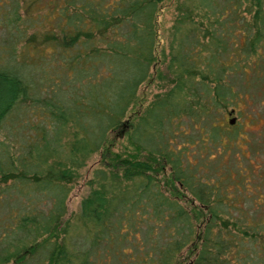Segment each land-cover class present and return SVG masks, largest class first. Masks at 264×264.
Segmentation results:
<instances>
[{"label":"trees","instance_id":"1","mask_svg":"<svg viewBox=\"0 0 264 264\" xmlns=\"http://www.w3.org/2000/svg\"><path fill=\"white\" fill-rule=\"evenodd\" d=\"M161 2L0 0V264H264L260 146L225 121L263 102L264 0H175L159 60Z\"/></svg>","mask_w":264,"mask_h":264},{"label":"rangeland","instance_id":"2","mask_svg":"<svg viewBox=\"0 0 264 264\" xmlns=\"http://www.w3.org/2000/svg\"><path fill=\"white\" fill-rule=\"evenodd\" d=\"M175 0H162L159 10L156 16V24H157V57L160 60L162 58L161 52L164 51L166 53V46H167V37H168V28L172 21L174 10H173V3ZM160 70H163L162 67H159ZM163 73V72H162ZM264 83L258 82L257 84L254 83L252 87V91L256 94L255 96L260 97L263 100L262 104L258 103L257 101H250L246 104L240 103L238 108L240 114L236 111H233L232 114L227 115L225 117V121L229 117H234L236 123L240 126V132L244 135L245 140L250 141L254 140L256 144H253L255 147L252 148L249 146L250 149L242 148L246 155L253 159L255 164H259L260 168L264 169ZM163 81L157 78V73L155 71L152 72L150 78L147 81H144L137 89V96L138 100H140L141 104H145L149 101L152 95L161 89L163 86ZM140 106H136L138 108ZM259 117L258 122L251 121L254 115ZM232 124V123H230ZM263 141V142H262ZM114 144L112 149H119L121 148L120 145H125V140L123 138L114 139ZM261 142V144H260ZM242 143V142H241ZM128 146V145H127ZM243 147L244 145L241 144ZM255 149V150H254ZM248 151V152H246ZM100 162V153L95 152L91 153L83 166L78 167L75 169V176L68 182L69 192L66 198V212L65 215H70L71 213L75 212L78 209L79 199L86 194L88 190V186L85 182L87 179L90 169L92 166L98 165ZM258 173L262 175H258ZM253 180L258 182V192L257 194L264 193V170H253ZM257 191V190H256ZM179 200L184 203L185 205H189L187 196H180ZM264 211V205L258 208L257 213L260 214Z\"/></svg>","mask_w":264,"mask_h":264},{"label":"water","instance_id":"3","mask_svg":"<svg viewBox=\"0 0 264 264\" xmlns=\"http://www.w3.org/2000/svg\"><path fill=\"white\" fill-rule=\"evenodd\" d=\"M227 121L229 122V123H232L233 121H234V117H229L228 119H227Z\"/></svg>","mask_w":264,"mask_h":264}]
</instances>
